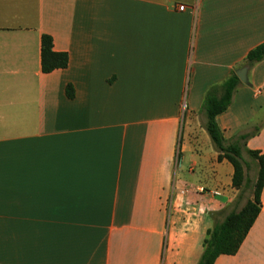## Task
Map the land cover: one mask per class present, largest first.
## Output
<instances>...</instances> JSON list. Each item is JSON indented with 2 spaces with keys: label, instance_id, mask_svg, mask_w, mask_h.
<instances>
[{
  "label": "crops",
  "instance_id": "1",
  "mask_svg": "<svg viewBox=\"0 0 264 264\" xmlns=\"http://www.w3.org/2000/svg\"><path fill=\"white\" fill-rule=\"evenodd\" d=\"M43 35L66 69L42 72ZM262 43L264 0H0V264H198L246 204L204 99L247 69L217 123L264 155ZM215 264H264V188Z\"/></svg>",
  "mask_w": 264,
  "mask_h": 264
},
{
  "label": "trees",
  "instance_id": "2",
  "mask_svg": "<svg viewBox=\"0 0 264 264\" xmlns=\"http://www.w3.org/2000/svg\"><path fill=\"white\" fill-rule=\"evenodd\" d=\"M262 61H264V43L249 52L246 64L252 67ZM68 65V54L56 52L53 38L49 35H43L41 41L42 72L49 74L56 70L66 69ZM240 85V78L236 73H233L224 83L212 87L207 92L202 107V112L206 117V130L220 152L219 161L226 159L233 165V187L240 191L238 202L241 200L243 190L250 186L246 177L247 164L243 157L242 148V143L248 139V134L239 136L235 142L227 143L217 123V117L229 109ZM67 96L70 99L75 96L71 85L67 87ZM247 153L258 163L253 194L240 211L227 213L222 221L218 218L222 214L214 215L215 224L208 231L204 243V253L198 264H215L222 255H236L261 212L264 188V155L259 151H248Z\"/></svg>",
  "mask_w": 264,
  "mask_h": 264
},
{
  "label": "rangeland",
  "instance_id": "3",
  "mask_svg": "<svg viewBox=\"0 0 264 264\" xmlns=\"http://www.w3.org/2000/svg\"><path fill=\"white\" fill-rule=\"evenodd\" d=\"M244 159L247 164L246 177L247 180L250 182V186L243 190L240 204H245L251 198L257 178V170L256 167L254 166L255 160L246 152H244Z\"/></svg>",
  "mask_w": 264,
  "mask_h": 264
},
{
  "label": "water",
  "instance_id": "4",
  "mask_svg": "<svg viewBox=\"0 0 264 264\" xmlns=\"http://www.w3.org/2000/svg\"><path fill=\"white\" fill-rule=\"evenodd\" d=\"M246 73H247V69H243L238 73V77L240 78V80L242 82H245L246 80Z\"/></svg>",
  "mask_w": 264,
  "mask_h": 264
},
{
  "label": "built area",
  "instance_id": "5",
  "mask_svg": "<svg viewBox=\"0 0 264 264\" xmlns=\"http://www.w3.org/2000/svg\"><path fill=\"white\" fill-rule=\"evenodd\" d=\"M185 6H179V11H184L185 10Z\"/></svg>",
  "mask_w": 264,
  "mask_h": 264
}]
</instances>
